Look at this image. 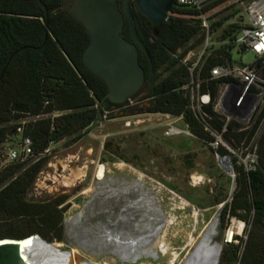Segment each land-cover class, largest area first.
I'll return each mask as SVG.
<instances>
[{"label": "trees", "instance_id": "obj_1", "mask_svg": "<svg viewBox=\"0 0 264 264\" xmlns=\"http://www.w3.org/2000/svg\"><path fill=\"white\" fill-rule=\"evenodd\" d=\"M0 0V158L11 137L29 138L32 154L24 161L0 163V240H22L40 235L44 240L63 241L64 219L60 206L65 198L34 202L27 195L37 176L48 162L47 151L52 144L75 136L81 140L95 122L107 94L105 83L84 65L83 54L91 37L83 25L61 11L49 19L46 39V9L57 7L62 0ZM228 0H214L203 10L209 12ZM139 0H131L137 32L146 45L154 66V85L150 61L140 50V64L146 71V84L132 99L121 105L106 100L105 111L125 106L132 115L170 114L182 117L191 134L206 143L212 136L204 122L190 107L188 91L183 89L190 79L189 66L182 60L205 40L202 20L196 11L175 4L169 19L152 23L138 8ZM121 9L124 11L122 0ZM45 6V7H44ZM239 11L236 10V13ZM229 16L212 24L215 31L223 27L220 44L204 60L201 76L224 64L234 48L238 24H227ZM122 35L134 42L125 14ZM35 48V49H33ZM181 51V54H179ZM205 90V85L201 87ZM214 96L218 88L211 82ZM206 120L221 128L212 109ZM17 122L7 126L8 123ZM249 136H252L249 135ZM236 143L246 134H228ZM220 154H228L220 151ZM258 161L253 170L237 165L235 189L221 213L222 224L235 218L248 226L247 238L238 244H227L223 250L224 264H264V131L258 139Z\"/></svg>", "mask_w": 264, "mask_h": 264}, {"label": "rangeland", "instance_id": "obj_2", "mask_svg": "<svg viewBox=\"0 0 264 264\" xmlns=\"http://www.w3.org/2000/svg\"><path fill=\"white\" fill-rule=\"evenodd\" d=\"M249 2L228 0L213 8L207 13L211 25L227 16L226 25L230 24L236 10L244 11ZM222 30L215 31L213 38L218 40ZM199 48L186 59L196 61ZM254 59L252 53L232 51L234 62L250 65ZM172 128L179 132L172 133ZM188 131L181 117L132 115L121 109L105 111L103 120L84 131L81 140H73L79 132L52 144L46 153L48 162L27 199L42 202L66 197L62 208L64 237L61 242H50L54 248L69 252L73 264L80 259L94 264H170L174 259V264H183L217 220L214 242L221 245L219 264H224L225 237L231 229L236 231L237 221L222 224L221 213L231 200L235 181L214 151ZM20 142V136L11 137L4 145V154L11 147L20 149ZM4 161L3 156L0 163ZM104 177V188L96 191ZM104 227L126 237L158 227V240L153 235L147 241L157 243L154 250L158 255L124 263L109 247L97 245Z\"/></svg>", "mask_w": 264, "mask_h": 264}, {"label": "built area", "instance_id": "obj_3", "mask_svg": "<svg viewBox=\"0 0 264 264\" xmlns=\"http://www.w3.org/2000/svg\"><path fill=\"white\" fill-rule=\"evenodd\" d=\"M212 1L214 0H176L177 5L200 13L197 18L202 20V31L205 33L197 60L191 62L186 59L193 50L182 60L183 64L191 63L188 68L190 79L183 89L188 91L191 109L201 118L205 130L212 136V140L205 144L214 151L218 162L231 173L235 181L234 160L247 171L253 170L258 161V139L264 131V0H250L244 11L233 15L230 24H238L240 27L235 33L230 58L224 64L212 67L209 75L202 78L200 68L205 58L220 44H229V41L220 42L213 38L215 30L207 14L213 9L203 12ZM235 49H238L240 54L252 53L255 57L253 63L244 65L242 62H234L232 51ZM211 82H215L218 88L216 96L209 89ZM202 85H205V90L201 88ZM121 109H125V106L115 110ZM208 109H212L216 114L218 122L222 123L221 128H216V124L206 120L209 117ZM177 131L179 132L172 128L171 132ZM188 133H191L190 130ZM230 133L246 134V137L236 143L227 139L226 136ZM251 134L252 136H249ZM20 145V149H7L2 166L30 157L31 140L22 138ZM220 151H226L228 154L222 155ZM233 220L237 221V229L235 231L233 228L230 233L227 232L226 244H238L239 238H247L246 232L243 235L244 229L247 228L246 223L235 218L231 219Z\"/></svg>", "mask_w": 264, "mask_h": 264}, {"label": "water", "instance_id": "obj_4", "mask_svg": "<svg viewBox=\"0 0 264 264\" xmlns=\"http://www.w3.org/2000/svg\"><path fill=\"white\" fill-rule=\"evenodd\" d=\"M43 4V2L40 0ZM62 0L57 7L46 9V39L48 37L49 19L56 13L64 11L77 22L81 23L91 37V42L83 54L85 67L106 87L107 94L100 104L99 121L103 120L102 106L106 100L121 105L136 96L146 84V71L140 64V50L148 57L151 69V81L154 85V66L148 49L141 40L135 25L131 9V0ZM176 0H139L138 10L152 23L160 24L169 19ZM125 14L128 17L134 42L122 35L125 25ZM35 49V48H33ZM40 243L54 254L60 252L54 244L44 240L40 235L26 239L0 240V264H36L35 259L48 256L41 254L33 244ZM42 262V263H43Z\"/></svg>", "mask_w": 264, "mask_h": 264}, {"label": "bare ground", "instance_id": "obj_5", "mask_svg": "<svg viewBox=\"0 0 264 264\" xmlns=\"http://www.w3.org/2000/svg\"><path fill=\"white\" fill-rule=\"evenodd\" d=\"M100 179V182L97 183V190L101 192L104 186V179ZM95 193V191H92ZM92 193V194H93ZM95 195V194H93ZM92 200V199H91ZM86 209V208H85ZM86 211V210H85ZM84 213V212H83ZM79 214V213H78ZM195 215H197L195 213ZM78 225V224H77ZM103 225V224H102ZM158 227H155L152 230L147 231V233H139L137 237L124 236L123 234H114L113 230L108 227H104L102 231L103 235L98 238L97 245H103L109 247L110 250L118 256L124 263L130 260H136L141 256L148 255H158L157 251L154 250L156 242H147L150 238L155 236L154 240H158L159 232ZM217 231V220H215L200 240L199 244L195 250L186 258L183 264H219L221 245L214 242V237ZM231 231H229L230 233ZM78 233V232H77ZM72 234H75V227H73ZM78 236V235H77ZM73 237V236H72ZM69 238V237H68ZM101 240V242H100ZM90 243V242H89ZM92 244V243H91ZM35 247H38L42 253H46L48 256L46 262H43V258H36V264H73V258L67 257L64 254L52 253L49 248L42 246L40 243L33 244ZM163 252L167 253L168 249L165 245L162 246ZM61 252V251H60ZM43 262V263H42ZM106 262V261H105ZM175 260L173 259L170 264H174ZM77 264H94L92 261L86 259H80L77 261ZM106 264H111L108 261Z\"/></svg>", "mask_w": 264, "mask_h": 264}, {"label": "flooded vegetation", "instance_id": "obj_6", "mask_svg": "<svg viewBox=\"0 0 264 264\" xmlns=\"http://www.w3.org/2000/svg\"><path fill=\"white\" fill-rule=\"evenodd\" d=\"M58 199V198H57ZM67 200H65V202L60 206V208L62 209L64 207V204L66 203Z\"/></svg>", "mask_w": 264, "mask_h": 264}]
</instances>
